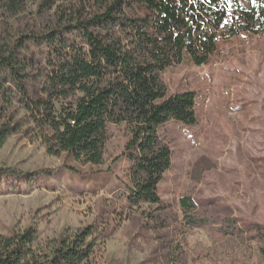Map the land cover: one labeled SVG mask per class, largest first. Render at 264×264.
I'll use <instances>...</instances> for the list:
<instances>
[{
  "label": "trees",
  "instance_id": "obj_1",
  "mask_svg": "<svg viewBox=\"0 0 264 264\" xmlns=\"http://www.w3.org/2000/svg\"><path fill=\"white\" fill-rule=\"evenodd\" d=\"M242 33H264V0H0V148L20 128L17 108L48 154L82 164L102 163L107 124L125 123L124 206L143 219L139 234L156 242L150 259L189 264L186 233L204 226L257 241L264 264V226L202 216L191 194L175 207L159 194L172 165L159 127L198 123L194 92L168 95L161 73L184 56L202 65L219 40ZM92 234L86 227L41 255L34 228L0 233V264H92Z\"/></svg>",
  "mask_w": 264,
  "mask_h": 264
},
{
  "label": "rangeland",
  "instance_id": "obj_2",
  "mask_svg": "<svg viewBox=\"0 0 264 264\" xmlns=\"http://www.w3.org/2000/svg\"><path fill=\"white\" fill-rule=\"evenodd\" d=\"M34 8L28 5L25 16ZM161 77L168 95L194 92L198 117L196 125L159 127L172 150L159 184L162 200L175 207L191 194L202 216L264 226V33L219 40L208 62L195 65L184 56ZM24 115L14 111L20 128L0 148V233L32 227L37 252L51 255L61 239L71 241L91 226L92 264H157L150 259L155 240L139 234L143 219L124 206L125 123L107 124L102 163L92 165L48 154ZM110 215L118 219L105 222ZM257 246L204 226L186 233L189 264H260Z\"/></svg>",
  "mask_w": 264,
  "mask_h": 264
}]
</instances>
